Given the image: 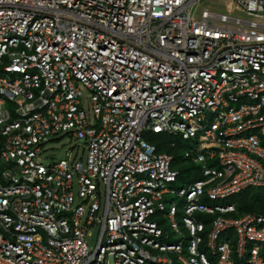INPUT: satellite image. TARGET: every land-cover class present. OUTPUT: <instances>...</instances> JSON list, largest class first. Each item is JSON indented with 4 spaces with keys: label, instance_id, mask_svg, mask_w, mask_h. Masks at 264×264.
Wrapping results in <instances>:
<instances>
[{
    "label": "built area",
    "instance_id": "built-area-1",
    "mask_svg": "<svg viewBox=\"0 0 264 264\" xmlns=\"http://www.w3.org/2000/svg\"><path fill=\"white\" fill-rule=\"evenodd\" d=\"M201 1L0 0V264H264V0Z\"/></svg>",
    "mask_w": 264,
    "mask_h": 264
},
{
    "label": "rangeland",
    "instance_id": "rangeland-1",
    "mask_svg": "<svg viewBox=\"0 0 264 264\" xmlns=\"http://www.w3.org/2000/svg\"><path fill=\"white\" fill-rule=\"evenodd\" d=\"M203 9H209L211 11H215L218 13H225L227 15H231L234 17H241L244 18V14L240 11H237L235 8L231 7L228 5L226 0H203L197 7V17L200 16V13ZM84 91V95L87 96L85 106H86V111L91 113L90 110V104H89V93L86 90ZM147 138V135H144ZM164 138V137H163ZM164 139H170L168 137ZM77 146L75 147V145ZM181 149V153L184 152L186 149H188L187 143H183V146L178 147ZM45 153L42 155V163L49 165L50 162L52 161H61L64 159H67V153L69 152L71 154V157L74 158L77 161L86 162L87 158V152L83 148V142H78L74 141L71 137L69 136H62V138L56 140V141H51L45 145ZM190 175V171H189ZM198 176V173L191 174L192 178H196ZM180 184H177V187H180ZM104 198V197H103ZM97 233L98 230L92 229L90 230V235L88 236V245L90 247H95L96 245V239H97Z\"/></svg>",
    "mask_w": 264,
    "mask_h": 264
},
{
    "label": "trees",
    "instance_id": "trees-1",
    "mask_svg": "<svg viewBox=\"0 0 264 264\" xmlns=\"http://www.w3.org/2000/svg\"><path fill=\"white\" fill-rule=\"evenodd\" d=\"M163 137H168L170 139L166 140ZM148 139L152 143L156 144L160 151L173 154L176 162L175 165H179L182 163L180 169L182 172V176L185 179L190 170H188V165L185 167L183 166L181 149L171 148L169 146V144L173 141V138L162 134H153L149 135ZM178 144L182 143L178 142ZM179 147L181 146L179 145ZM231 202L237 204L239 215H244L247 213H264V187L258 189H247L240 195L233 198Z\"/></svg>",
    "mask_w": 264,
    "mask_h": 264
}]
</instances>
